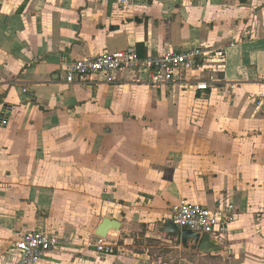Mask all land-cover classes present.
Returning <instances> with one entry per match:
<instances>
[{"label":"crops","instance_id":"obj_1","mask_svg":"<svg viewBox=\"0 0 264 264\" xmlns=\"http://www.w3.org/2000/svg\"><path fill=\"white\" fill-rule=\"evenodd\" d=\"M211 46L234 89H156L119 72L67 84L65 68L100 52ZM192 74L190 79H202ZM0 264L17 232L68 246L38 264H264V0H0ZM181 200L235 215L221 252L165 233ZM120 223L104 256L88 248Z\"/></svg>","mask_w":264,"mask_h":264},{"label":"built area","instance_id":"obj_2","mask_svg":"<svg viewBox=\"0 0 264 264\" xmlns=\"http://www.w3.org/2000/svg\"><path fill=\"white\" fill-rule=\"evenodd\" d=\"M100 3H117L128 6L135 0H97ZM225 52L211 46L194 47L186 51L153 52L140 57L134 46L125 51L109 53L100 52L97 55L76 60L65 68V82H85L95 77H103L109 81L119 72H130L143 76V83L156 89L173 88L194 89L205 93L214 88H222L227 94L233 85L224 86L216 77L224 67ZM204 74L202 79H190L192 74ZM9 110H4L0 118V125L7 124ZM235 215L232 204L217 206L210 210L202 205L181 200L170 206L169 221L177 230L208 235L216 242L224 239ZM68 241L57 234L34 230L17 232L13 252L17 256L16 264H38L43 256L52 250L66 247ZM98 254L108 256L115 254L116 246L107 238L95 237L93 243L86 244Z\"/></svg>","mask_w":264,"mask_h":264},{"label":"water","instance_id":"obj_3","mask_svg":"<svg viewBox=\"0 0 264 264\" xmlns=\"http://www.w3.org/2000/svg\"><path fill=\"white\" fill-rule=\"evenodd\" d=\"M120 229V223L104 218L101 224L97 227L95 235L100 238H107L110 234H115ZM165 233L179 236L181 245L187 247V242L192 241L194 244L190 247L192 250H197L200 254H210L221 252V247L217 242L208 235H200L189 230H177L170 221L166 222Z\"/></svg>","mask_w":264,"mask_h":264},{"label":"rangeland","instance_id":"obj_4","mask_svg":"<svg viewBox=\"0 0 264 264\" xmlns=\"http://www.w3.org/2000/svg\"><path fill=\"white\" fill-rule=\"evenodd\" d=\"M68 246V245H67Z\"/></svg>","mask_w":264,"mask_h":264}]
</instances>
